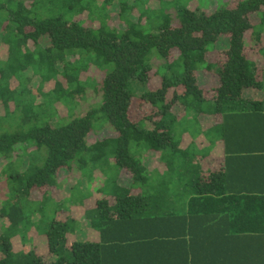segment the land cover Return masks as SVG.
Here are the masks:
<instances>
[{
	"label": "trees",
	"instance_id": "1",
	"mask_svg": "<svg viewBox=\"0 0 264 264\" xmlns=\"http://www.w3.org/2000/svg\"><path fill=\"white\" fill-rule=\"evenodd\" d=\"M114 1L0 0V264H174L179 242L172 231L182 220L158 207L149 184L157 171L144 159L158 154L172 172L190 156L178 148L183 134L195 138V116L206 113L200 72L218 81L211 99L220 115L238 108L245 88L259 87L264 0H216L212 12L192 10V0H116L122 30L107 22ZM83 13L86 20H74ZM222 37L223 59L210 63L209 49ZM160 69L164 75H155ZM91 70L99 81H82ZM48 84L52 89L43 91ZM121 176L129 187L116 182ZM69 180L68 197L57 201L53 191ZM79 216L98 241L74 237ZM34 233L43 238L44 255ZM245 237L264 240L261 233ZM254 252L248 248L226 264H264Z\"/></svg>",
	"mask_w": 264,
	"mask_h": 264
},
{
	"label": "crops",
	"instance_id": "2",
	"mask_svg": "<svg viewBox=\"0 0 264 264\" xmlns=\"http://www.w3.org/2000/svg\"><path fill=\"white\" fill-rule=\"evenodd\" d=\"M259 21L250 23L257 26ZM255 74L259 87L245 88L234 103L238 108L224 115L213 113L212 99L204 97L207 109L195 116V138L182 135L178 148L190 156L176 162L172 172L158 154L144 159V166L157 171L149 184L159 199L158 207L182 220L172 231L179 242L174 248V264H226L242 253L247 255L248 248L255 250L252 255L264 259V240L245 237L264 234V69H256ZM207 75L201 74V79L197 76L203 82L198 85L213 92L218 81ZM219 126L222 138L217 132ZM211 174L218 177L211 179ZM116 182L122 187L131 184L125 176ZM84 188L81 190H86L87 183ZM134 193L139 194L137 190ZM245 213L254 218H247ZM80 224L79 240L87 237L89 230L94 235L92 241H98V233L88 221L82 219Z\"/></svg>",
	"mask_w": 264,
	"mask_h": 264
},
{
	"label": "rangeland",
	"instance_id": "3",
	"mask_svg": "<svg viewBox=\"0 0 264 264\" xmlns=\"http://www.w3.org/2000/svg\"><path fill=\"white\" fill-rule=\"evenodd\" d=\"M33 1H36V0H26V3H27V5H29L30 4V2H33ZM164 1H169V0H164ZM223 2L222 3H227V5L229 4V5H233L237 0H222ZM101 2H102V0H96V4H97V6H100L101 5ZM132 2H133V0H129V3L130 4H132ZM204 2H203V0H192L190 3H189V5H188V7L189 8H191L192 10L193 9H205L207 12H212V10L217 6V1L216 0H208V3L206 4V6L205 7H203V6H201L200 4H203ZM152 6H153V8H158V6H159V3L157 2V1H154L153 3H152ZM135 12H136V10H135ZM119 13V5H118V2L115 0L114 2H113V4L108 8V10H107V12L105 13L106 15H109V17L107 18V22H108V24L110 25V26H112V27H115V28H118L119 30H122L123 28H124V23L118 18V16H117V14ZM133 14H135V13H133ZM132 13H131V15H132V18L134 19L136 16H137V14H135V15H133ZM86 18H87V16H86V13H83V14H81V15H78V16H76V17H74V20H76V21H81V20H86ZM253 18V19H252ZM252 18H251V20L252 21H258V18L256 17V16H252ZM225 39H227V37H222V38H220L219 39V41H217L216 43H214L211 47H210V53L207 55V60L210 62V63H217L218 61H221L222 59H223V54H224V51L227 49V46H228V41H224ZM262 46H260V48H261ZM252 51H256L255 49H252ZM262 65H261V62L259 63V67H261ZM154 71H156V69H154ZM164 73H165V69H160V70H158L157 72H156V74L155 75H158V76H163L164 75ZM201 74H205V72H201ZM201 74H198L199 75V77H200V79H201ZM90 76H92L96 81H99V79H100V76H99V73L97 72V71H90V72H88V73H86V74H83L82 76H81V80L82 81H84V80H86L87 79V77H90ZM204 76V75H203ZM203 76H202V78H203ZM207 76H209L210 78H212L213 76H214V74L213 73H208V75ZM214 78V77H213ZM39 82H40V80H39V78L38 79H35L32 83H31V85H30V87L31 88H33L34 90L35 89H37L38 87H39ZM157 82V81H156ZM203 84V82H201V80H199L198 79V84ZM205 86V85H204ZM154 87V84H150V88H153ZM201 88H203V86L201 87ZM50 89H52V84H48V85H45L44 87H43V91H45V92H47L48 90H50ZM148 89H149V86H148ZM209 90V89H208ZM207 89H204L203 90V93H204V97L205 98H207V97H210L211 98V96L213 95V92H211V90H209L208 91ZM58 107H60L59 108V110H58V114H60V115H65L66 114V112H67V109H66V106H62V105H58ZM177 107V106H176ZM136 107H133V109H132V111L130 112L131 113V119H133V120H136L137 119V114H135V112H136ZM176 111H177V113L178 112H180L181 111V109L179 108V107H177V109H176ZM82 112V114L83 113H85V110H79L78 111V113H81ZM191 114V113H190ZM187 121V119H185L184 118V115H183V119H182V121L183 122H180L179 121V125L181 126V129H185V127L187 126L185 123L186 122H184V121ZM194 127H195V125H194ZM179 130V129H178ZM177 134V133H176ZM187 134V133H186ZM184 135V134H183ZM97 137V136H96ZM95 136H90L88 139H89V142L91 143V142H94L97 138H96ZM178 137V136H177ZM191 137V136H190ZM1 167H2V164L0 163V169H1ZM63 176H67V172L66 171H64L63 172V174H62V176L61 177H63ZM2 181H4V178L3 177H1V175H0V183H2ZM83 181V180H82ZM84 182V181H83ZM74 182L72 181V180H69V181H67V183H66V185L64 186V188H61V189H63V190H54L53 191V197L57 200V201H59V200H61V199H65V198H67L68 197V193H69V188L71 187V185L73 184ZM84 185H85V183H84ZM84 185L82 186V189L84 190L85 188H84ZM1 188L3 189L4 188V186H1ZM70 202V201H69ZM64 205V207H66V204H63ZM73 209V208H72ZM74 211V210H73ZM80 217V220H82L83 219V217L82 216H79ZM0 225H1V223H0ZM38 230H40V229H38ZM79 233L80 232H77V235H75L74 237L76 238V239H80V235H79ZM89 233H91L89 230H88V235H87V237H85V238H83V240H86V241H88V240H90V241H92V240H94V235H90ZM39 235V234H38ZM36 233H34L33 234V238L34 239H36V241H37V248L36 249H38L37 251L39 252V254H41V255H44V241H43V238L40 236V238H39V236H38ZM20 246V244L19 243H16V247H19ZM47 259H49V258H47Z\"/></svg>",
	"mask_w": 264,
	"mask_h": 264
}]
</instances>
